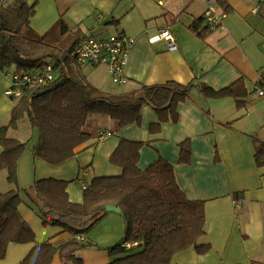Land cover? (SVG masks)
Instances as JSON below:
<instances>
[{
    "label": "crops",
    "instance_id": "1",
    "mask_svg": "<svg viewBox=\"0 0 264 264\" xmlns=\"http://www.w3.org/2000/svg\"><path fill=\"white\" fill-rule=\"evenodd\" d=\"M25 1L35 9L27 26L35 34L53 30L60 35L58 25L63 19L69 28L65 35L105 37L125 33L133 37L123 88L115 90L111 86L106 65L80 64L87 82L100 90L126 94L138 84L160 85L170 80L195 85L189 97L178 105L176 122L161 121L148 104L142 106L140 122L120 128L110 116H95L92 139L76 156L59 165L34 157L39 131L27 118L22 119L17 130L7 131L9 136L27 143L18 159L17 186L23 190L36 180L50 177L68 180V197L82 202V170L87 171V183L96 176L120 175L123 167L112 163L110 155L121 139L141 141L144 145L139 153V168L145 169L164 157L175 167L183 192L191 199L205 201L206 234L200 243L210 244L211 248L200 254L192 246L176 253L171 264H264V161L257 162L256 150L264 143V94L258 93L257 84L264 74V0H216L215 6L224 18L215 30H210L204 20L207 0ZM167 26L175 37L173 49L168 48L165 39H153ZM9 80L10 76L0 68V127L9 123L19 99L6 94ZM235 82L244 93L241 99L234 95L212 98L201 89L207 84L221 90ZM160 121L161 129L153 132L150 126ZM107 130L112 135L100 139ZM188 139L191 158L181 162L180 144ZM3 150L0 144V154ZM3 171L0 192L16 187L8 181L7 170L5 174ZM91 174V180L87 179ZM22 195L25 200L19 209L35 231L36 241L10 243L0 264H18L36 243L59 244L73 237L61 226L45 224L37 206ZM102 219H106L101 229L103 236L115 239L119 236L116 233L124 230L121 212L108 210ZM86 235L79 236L92 243L91 236ZM84 250L77 252L84 264L110 262L103 255H92L94 259L89 260ZM51 264L68 263L56 254Z\"/></svg>",
    "mask_w": 264,
    "mask_h": 264
},
{
    "label": "trees",
    "instance_id": "2",
    "mask_svg": "<svg viewBox=\"0 0 264 264\" xmlns=\"http://www.w3.org/2000/svg\"><path fill=\"white\" fill-rule=\"evenodd\" d=\"M34 11V6L25 0H0V68L23 71L55 60L54 66L59 69L50 85L27 89L18 99L9 123L0 127V144L4 149L0 154V171L7 170L8 181L16 186L0 192V259L6 257L10 243L36 241L35 231L19 209L25 200L22 193L37 206L45 224L61 226L73 237L59 244L36 243L18 264H51L56 254L65 263L84 264L77 252L91 243L78 240L77 235L86 234L100 222L108 205L121 209L125 223L123 241L109 247V252L115 255L126 249L136 250L106 264H171L176 253L192 246L200 254L207 252L211 245L200 243L206 234L205 201L191 199L183 192L175 167L166 158L159 157L147 168H139L144 142L121 139L110 160L123 167L122 174L94 177L83 189L82 202L68 197V180L50 177L36 180L23 190L17 186L18 159L27 143L9 136L7 131L17 130L22 119L28 118L39 131L34 157L59 165L76 156L92 139L93 134L84 130L88 116H110L120 128L140 122L142 106L148 104L158 112L161 121L176 122L178 105L189 97L195 85L170 80L160 85L138 84L126 94L100 90L87 82L82 65L73 56L83 36L65 35L69 28L63 19L58 25L60 35L56 36L53 30L45 35L35 34L27 27ZM204 34L202 31L200 35ZM237 83L221 90L203 84L201 89L212 98L234 95L239 99L244 93ZM257 84L264 89V79ZM161 121L150 126L153 132L161 129ZM180 149V161H190L189 139L180 144ZM256 150L257 162L264 161V143Z\"/></svg>",
    "mask_w": 264,
    "mask_h": 264
},
{
    "label": "built area",
    "instance_id": "3",
    "mask_svg": "<svg viewBox=\"0 0 264 264\" xmlns=\"http://www.w3.org/2000/svg\"><path fill=\"white\" fill-rule=\"evenodd\" d=\"M7 1V0H2ZM216 0H207L204 11V20L207 22L211 30H215L222 25L224 14L219 12L215 6ZM258 10V5L254 8ZM169 26L162 27L160 33L153 39H165L168 42V48H175V37L172 34ZM134 39L125 33L111 34L105 37L83 36L77 42L73 51L74 59L80 64L91 65H106L110 77L115 83H124L127 78L125 75V68L128 62L130 50ZM10 76V85L6 90V94L13 98H20L24 92L30 88H40L50 85L54 82L59 73V69L53 66L52 62L45 63L35 68H27L23 71L16 69L5 71ZM264 79V74L260 76L259 81ZM258 93L263 95L264 89L259 87ZM112 135L111 131H104L100 135V139H105ZM87 175L86 170H82V177L80 182L83 189L87 188V181L84 179ZM78 240H84L83 237L77 235ZM132 244H127L131 246Z\"/></svg>",
    "mask_w": 264,
    "mask_h": 264
},
{
    "label": "rangeland",
    "instance_id": "4",
    "mask_svg": "<svg viewBox=\"0 0 264 264\" xmlns=\"http://www.w3.org/2000/svg\"><path fill=\"white\" fill-rule=\"evenodd\" d=\"M50 62L53 63V66L56 63L55 60H51ZM84 69H85V71H87L88 67L86 68V66H84ZM109 82H110V84H111V86L113 88H116L115 90L124 87V84L115 83L110 78H109ZM95 116H99L100 118L104 117L103 115H99V114L98 115L97 114H92V115L88 116L89 118L87 120L86 125L84 126V130L91 132L94 129ZM28 125H30V124H28ZM5 172L6 171L4 170L2 174H5ZM91 178H92V174L90 176H88L87 179L91 180ZM80 187L83 189L81 184H80ZM105 221H106V219H101L100 222L97 221V223L90 229V231L86 233L87 234L86 236H91V240L93 241L91 243V245H89L88 247L82 248V249H85L83 252H86L85 256L87 257V259H89V260L94 259V257H90L92 255H95V256L103 255V256H106L107 258H109V261H111V260L115 259L118 256H122V255L127 254L128 252H132V251L136 250V248H134V249H126V250H124V251H122L120 253H117L115 255L113 253H110L108 251L109 249L107 248V247H109L110 244H112L111 247H114L116 244H118V243L123 241V239H124L123 238L124 237L123 233L125 232V223H124V230L122 228V232L116 233L119 236L117 238H115V239L114 238L112 239V238H109L108 236H103L102 235L104 233L101 232V229L103 227H105V225H106ZM82 254L84 255V253H82ZM95 263H97V262H95ZM95 263H93V264H95Z\"/></svg>",
    "mask_w": 264,
    "mask_h": 264
},
{
    "label": "water",
    "instance_id": "5",
    "mask_svg": "<svg viewBox=\"0 0 264 264\" xmlns=\"http://www.w3.org/2000/svg\"><path fill=\"white\" fill-rule=\"evenodd\" d=\"M106 209H107V210H112V209H113L114 211H119V212H121V209L118 208V206H115V205H108Z\"/></svg>",
    "mask_w": 264,
    "mask_h": 264
}]
</instances>
